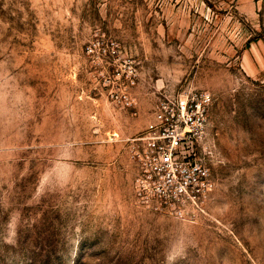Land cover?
<instances>
[{"label":"rangeland","instance_id":"374dc122","mask_svg":"<svg viewBox=\"0 0 264 264\" xmlns=\"http://www.w3.org/2000/svg\"><path fill=\"white\" fill-rule=\"evenodd\" d=\"M204 95L210 190L151 202ZM0 264H264V0H0Z\"/></svg>","mask_w":264,"mask_h":264},{"label":"built area","instance_id":"2783aa9c","mask_svg":"<svg viewBox=\"0 0 264 264\" xmlns=\"http://www.w3.org/2000/svg\"><path fill=\"white\" fill-rule=\"evenodd\" d=\"M211 102L209 95L199 96L197 98L187 99L179 103L173 109L171 117H165L160 114V118H166L167 127L153 139L151 144L149 159L151 163H157L152 182L161 185L166 184L160 195L151 199L159 205H179L181 200L188 194L189 190L195 185L197 190L194 192V198L200 199L206 196L210 190L211 184L208 182L209 169L203 160L197 157L194 149V142L197 137L203 138V126L206 121L207 107ZM171 125V127H169ZM185 142L192 144V151H185ZM197 157V158H196ZM184 167L185 173L193 172L195 177H189L179 183V190L175 191V180L170 174L166 175L167 167L173 165ZM163 180V182H162ZM168 188V189H167Z\"/></svg>","mask_w":264,"mask_h":264},{"label":"crops","instance_id":"0c3cea01","mask_svg":"<svg viewBox=\"0 0 264 264\" xmlns=\"http://www.w3.org/2000/svg\"><path fill=\"white\" fill-rule=\"evenodd\" d=\"M250 46H248L247 48H249Z\"/></svg>","mask_w":264,"mask_h":264}]
</instances>
